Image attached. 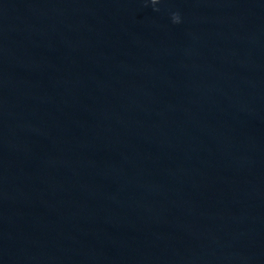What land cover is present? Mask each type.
<instances>
[{
	"label": "water",
	"instance_id": "1",
	"mask_svg": "<svg viewBox=\"0 0 264 264\" xmlns=\"http://www.w3.org/2000/svg\"><path fill=\"white\" fill-rule=\"evenodd\" d=\"M0 264H264V0H0Z\"/></svg>",
	"mask_w": 264,
	"mask_h": 264
},
{
	"label": "clouds",
	"instance_id": "2",
	"mask_svg": "<svg viewBox=\"0 0 264 264\" xmlns=\"http://www.w3.org/2000/svg\"><path fill=\"white\" fill-rule=\"evenodd\" d=\"M173 18L179 19V17H178V16H176L175 14H173Z\"/></svg>",
	"mask_w": 264,
	"mask_h": 264
}]
</instances>
